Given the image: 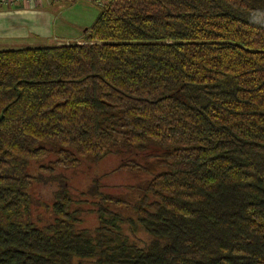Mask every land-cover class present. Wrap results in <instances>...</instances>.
Returning a JSON list of instances; mask_svg holds the SVG:
<instances>
[{
  "label": "trees",
  "instance_id": "obj_1",
  "mask_svg": "<svg viewBox=\"0 0 264 264\" xmlns=\"http://www.w3.org/2000/svg\"><path fill=\"white\" fill-rule=\"evenodd\" d=\"M112 155L133 201L59 173ZM83 262L264 264V0H107L79 43L0 50V264Z\"/></svg>",
  "mask_w": 264,
  "mask_h": 264
},
{
  "label": "crops",
  "instance_id": "obj_2",
  "mask_svg": "<svg viewBox=\"0 0 264 264\" xmlns=\"http://www.w3.org/2000/svg\"><path fill=\"white\" fill-rule=\"evenodd\" d=\"M97 14L89 5L70 2L44 9L0 3V50L79 43Z\"/></svg>",
  "mask_w": 264,
  "mask_h": 264
},
{
  "label": "rangeland",
  "instance_id": "obj_3",
  "mask_svg": "<svg viewBox=\"0 0 264 264\" xmlns=\"http://www.w3.org/2000/svg\"><path fill=\"white\" fill-rule=\"evenodd\" d=\"M107 0H103V5ZM78 5H89L91 6L94 11L98 12V4L89 0H84L82 2L76 3ZM5 7L7 5H4ZM12 6V5H11ZM48 6H41L40 8H47ZM39 8V7H37ZM39 8V9H40ZM36 9V8H35ZM52 44H48L46 46H49ZM12 49V48H10ZM120 156H108L104 160L100 161L98 164H96L91 172H88L87 170H91V167H88L89 165H84L83 169L75 168V169H67V170H59V173L61 177H65L68 180V183L70 186H73L75 190L79 189V191L88 189L91 190V195L95 193L94 186L88 185L91 181H97V183H102L104 186H107L108 190L106 189L107 193L111 194V196L124 201H133L137 198L139 195L138 186L142 185L141 177L137 175H132L129 173H123V172H115L111 174L110 172L112 169H114L117 164L120 161ZM50 159V158H49ZM48 159V160H49ZM47 161V160H46ZM87 169V170H84ZM33 173V172H32ZM109 173V175L106 176L105 179L100 180L97 179L100 175H104ZM48 180V181H47ZM52 179L45 178L42 180H39L38 182H42L41 185L38 184L33 189V213H32V220L35 221L37 226H42L43 224L49 223L51 220V214H50V202H49V196L52 192ZM110 188V189H109ZM48 192V194H46ZM42 224V225H39ZM96 225V220L93 215L86 214L84 217V227L91 228ZM87 264V263H82Z\"/></svg>",
  "mask_w": 264,
  "mask_h": 264
},
{
  "label": "built area",
  "instance_id": "obj_4",
  "mask_svg": "<svg viewBox=\"0 0 264 264\" xmlns=\"http://www.w3.org/2000/svg\"><path fill=\"white\" fill-rule=\"evenodd\" d=\"M84 0H0V3L4 5H21L27 9H33L41 6L52 5L54 2H70L78 3ZM98 4V7L103 5V0H89Z\"/></svg>",
  "mask_w": 264,
  "mask_h": 264
}]
</instances>
